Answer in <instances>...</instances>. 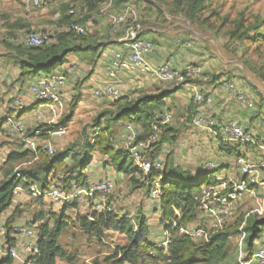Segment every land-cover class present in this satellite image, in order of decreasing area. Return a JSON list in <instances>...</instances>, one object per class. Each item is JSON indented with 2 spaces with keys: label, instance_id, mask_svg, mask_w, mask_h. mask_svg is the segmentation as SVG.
<instances>
[{
  "label": "crops",
  "instance_id": "1",
  "mask_svg": "<svg viewBox=\"0 0 264 264\" xmlns=\"http://www.w3.org/2000/svg\"><path fill=\"white\" fill-rule=\"evenodd\" d=\"M91 2L96 4L94 9L91 7L93 5ZM104 6H108L110 13H116L126 4L120 0H52L45 8L26 12L20 0H0V115L5 114L9 100L17 95L23 96L28 103L27 110L22 115L26 127L31 133L39 131L36 140L38 144L48 142L54 144L61 152L70 151L71 153L64 158L67 166H75L76 161L80 158L79 155L72 153L74 149H81L82 152L86 143H93L97 126L107 125L112 130V141L115 148L119 147L129 126L135 130L138 136H143L146 129L141 123L117 122L112 120V116L122 104L132 102L144 95L162 97V112L169 111L172 114V120L167 126L169 130L177 129L180 126L183 128L184 125L189 129H191L190 127L195 128L191 125L190 119L186 117V112L190 111V105H192L196 92L203 90L214 101L213 104L205 103L198 107L205 114L215 116L222 123L236 120L250 126L255 136H264V105L259 103L260 106L257 109L255 103L253 108H249L244 103L235 101L226 88L227 83L231 81H226L221 76L214 77L211 70L203 69L201 76L190 77L182 85H173L172 83L175 82H161L152 74L144 73L136 68L122 70L116 78L110 80L107 67L117 52L127 53L130 51V40L127 26L116 27L112 24L110 17L101 12ZM72 7L77 8L76 18L81 23L90 26L88 33L78 39L68 36L70 32L67 25L71 20L68 12ZM132 8L130 19H134V21L130 22V30L136 29L140 38L151 40L156 45L155 51L148 57L151 65L158 66L169 61L175 67L182 68L194 61L196 58L194 47L192 46V50L186 52L187 50H184L182 40L179 38V32L172 34L169 31L170 28L164 29L160 27L159 23L147 28L142 24L139 25L137 17L135 19L134 12H132L135 11L137 16L139 14L137 8L135 6L134 10ZM30 30L50 32L52 40L49 45L71 48L70 52L64 56L63 62L54 70V73L64 75L66 78V86L62 91L61 102L58 104L37 103L29 92L28 85L34 83L38 78L21 76L22 61L27 57L25 53H27L28 45L25 39ZM61 35H63L62 40L59 39ZM108 81H112L120 89L121 99L119 101L96 95L95 92L104 88ZM75 97H77V106L73 110L71 103ZM200 129L198 128V130ZM60 130L63 131L62 135L57 133ZM258 146L262 149L258 155L261 157L246 156L240 159V162L253 160L264 171V144ZM27 149L28 147L21 137L8 136L0 132V167H4L12 153H22ZM242 153L248 154V151L243 149ZM92 156L89 165L84 170L85 184L108 179L119 187L120 181L127 175L116 170L109 156L96 150L92 152ZM174 159L176 160V158ZM39 160L40 158L37 156L26 162H15L12 166L14 169L17 167L30 168L39 165ZM75 170L77 171L78 168ZM53 183L51 186H55ZM36 185L40 187L38 184ZM130 187V184L127 183V188L130 189ZM120 195L121 193L116 191L115 187V192L110 194L105 201L96 197L82 198L80 201H76L79 203L77 208L65 210V217L67 218L73 213L77 220L78 214L85 215L91 210L108 209L120 216L126 215L133 218L131 214H127L129 213L127 210H123V207L120 206L122 205ZM41 200L47 201L52 198H37L30 193L14 197L12 205L2 214L0 221L5 224L7 216L10 217L14 214L17 207L28 208L26 205L29 204V201L34 202L35 207L38 205L36 203ZM69 204L71 203L68 201L60 202L58 210L54 209L53 213H58ZM84 206L87 210L81 212V208ZM157 208L159 215L161 214L160 203ZM142 215L146 217L145 224L149 227L151 219L148 211ZM137 216L138 212L135 214V218ZM189 226L196 228L199 224L192 222ZM12 227L18 226L12 225ZM149 229L151 230L150 227ZM34 231L37 239L36 229ZM109 231L124 236L113 230L106 232ZM150 233L153 239V234ZM162 236L161 233L159 239L153 241L158 244ZM12 238L16 241V244H13L18 248L21 256L26 257L22 243L28 238L15 233L12 234ZM119 244L117 243V246ZM17 261L21 262L14 259L13 264H16Z\"/></svg>",
  "mask_w": 264,
  "mask_h": 264
},
{
  "label": "rangeland",
  "instance_id": "2",
  "mask_svg": "<svg viewBox=\"0 0 264 264\" xmlns=\"http://www.w3.org/2000/svg\"><path fill=\"white\" fill-rule=\"evenodd\" d=\"M122 1L126 6L119 8L121 9L119 12L126 15L128 25L131 26L130 22L134 21L130 19V12L135 6L139 14L136 16L135 11H132L133 17L135 19L137 17L139 25L142 24L147 28L159 23L164 29L170 28L172 34L179 32L184 50L189 52L192 46L195 49L196 58L190 62L191 64L211 70L214 77L221 76L226 81H231L227 83V90L228 84L233 83L237 90H242L250 96L251 102L254 105L256 103L257 109L259 103L264 105V0H202L199 3L195 0H120ZM188 42L191 43V47L186 49ZM229 94L233 97L231 92ZM233 99L240 102L234 97ZM191 114L187 111L186 117L190 118ZM190 128L184 125L183 128L180 126L172 129L171 132H166L167 137L164 133L163 138L165 137L167 144L155 159H161L166 163V153H171L172 162L165 172L177 173L181 169L193 179L197 177L202 179L205 175L202 182L207 184L215 177L224 175L238 179L240 159L246 156L261 157L258 155L262 149L258 145L264 144L262 135H254L253 143H242L226 141L220 135L216 136L206 129ZM243 149H246L248 154L242 153ZM74 152L79 153L81 149H74ZM250 162L257 165L253 160ZM211 163L218 169L209 172L207 177ZM258 174L259 180L264 182V171L261 168L258 169ZM127 183L130 184V189L127 188ZM53 184L56 185L55 182ZM115 187L116 191L121 193L120 206L129 212L127 214L135 218L137 212L138 216H142L148 211L151 219L149 225L151 230L147 226L149 236L151 240H158L164 231L160 221L161 214L158 215L157 208L160 200L152 197L151 192L160 189V179L147 181L142 178L136 187H133L129 177L126 176L120 181V186ZM36 204L38 205L34 207V202L29 201L26 205L28 208L17 207L18 212H14L11 226L34 229L35 225H39V222L34 223L35 219L39 221L41 217L42 221L46 222L49 213H53L54 209L58 210L60 201L41 200ZM76 204L78 206L79 203ZM86 210V206L81 208V212ZM197 215L194 223L203 226L206 218L201 212ZM8 218L9 216L6 219ZM144 218L146 220V217ZM65 219L68 221V227L61 234L60 243L72 259L60 260L58 264H104V258L114 252L117 243L123 245L127 242L126 237L111 231L105 232L103 237L86 235L81 231L73 213ZM261 220H264V184L259 188L256 197H245L240 202L229 221L226 229L228 239L224 248L227 255L211 260L197 259L196 264H242L251 257L252 253L257 254L260 248L264 247V233H261L250 245L248 228L252 227L255 221ZM150 232L153 234V239ZM13 243L16 244V241L14 240ZM16 264L22 263L17 261ZM143 264H153V262L148 260Z\"/></svg>",
  "mask_w": 264,
  "mask_h": 264
},
{
  "label": "trees",
  "instance_id": "3",
  "mask_svg": "<svg viewBox=\"0 0 264 264\" xmlns=\"http://www.w3.org/2000/svg\"><path fill=\"white\" fill-rule=\"evenodd\" d=\"M201 1L195 0L196 3ZM91 3L93 4L91 6L93 7L92 9H94L96 4ZM69 16L71 17L70 21L80 22L76 17ZM68 36L78 39L85 35L70 32ZM62 38L63 35L59 37L60 40ZM70 50V47L58 45L39 47L28 45L27 53H25L27 57L22 61L21 76L39 78L52 74L56 67L63 62L64 56ZM172 84L175 85L176 83ZM120 99L121 97L115 101H119ZM162 104L163 99L161 96L144 95L132 102L122 104L113 114L112 120L117 122H139L146 129L144 134L146 135L152 127L156 113L162 112ZM203 104L205 103L200 105ZM200 105L193 99L189 112L193 114ZM76 106L77 97L71 103V108L74 110ZM26 110L21 113V116ZM192 114L189 118L190 123ZM167 126L168 124L162 126L161 140L158 141L155 152L150 156L152 160H157L155 159L157 154L163 150L164 144H167L165 137L163 138L164 133V136H167V131L171 132L174 129L171 128L169 130ZM0 132L3 131L0 130ZM112 137V130L107 125L104 127L97 126L93 143H86L82 152H73L74 155L76 154L80 157L76 161L77 164L75 166H67L64 161L65 156L69 155L70 152H58L55 156H48L40 149L36 151L27 149V151L22 153H12L5 162L4 167H1L0 217L12 205L14 191L20 185L26 186L29 183H36L41 189H45L55 182L56 186L65 191L69 190L73 184L85 185L86 177L84 170L93 157L92 152L96 150L103 155L109 156L116 170L126 174L132 182L133 187H136V184L142 178H145L147 181H153L156 178L160 179V221L164 225L163 230L168 229L171 233L169 246L167 250H164L151 240L143 215H139L133 219L126 215L120 216L113 210L108 209L102 211L91 210V212L85 215L79 214L77 222L80 229L89 236L103 237L107 230H113L126 237L127 242L123 245H118L112 254L107 255L104 258V264H143L148 260H151L153 264H196L197 259L211 260L225 257L227 255V252L224 250L228 239L227 228L216 233L210 242L198 243L193 241L190 236L180 233L177 228H173L172 222H169L171 218L178 220L179 226H189L192 222H195L198 217L197 213L200 211L197 209L194 196L200 191L202 186L214 184L215 182L203 184L202 181L206 177L205 175H203L202 179H198V177L193 179L181 169L177 173L165 172L167 166L169 167L172 162L171 153L167 154L166 163L160 159L164 164L162 171H152L146 174L147 176H143L145 175L144 172L133 164L122 146L115 148ZM37 156L40 158V164L37 166L30 168L17 167L15 169L12 166L15 162H26L30 158ZM77 168L78 170L76 171L75 169ZM16 172L21 175V178L16 175ZM59 175H62V177H59ZM136 177L140 178L137 179ZM67 208H77L76 202L67 205L58 213H50L46 222L42 221L43 218L41 217L39 221L35 219V224L39 222V225H35L36 227L34 228L37 233L36 244L38 252L29 256V259L33 260L35 264H58L60 260L72 259L60 243V236L68 227V221L65 219V210ZM177 212H179L180 216ZM13 218L14 214L5 222L6 240L8 243H12V245H14V239L12 238L14 227L11 226ZM135 229H137V232H135ZM248 232L251 237L250 245H252V242L261 233H264V220L255 221L253 226L248 228ZM13 262L14 259L11 256H0V264H13Z\"/></svg>",
  "mask_w": 264,
  "mask_h": 264
},
{
  "label": "built area",
  "instance_id": "4",
  "mask_svg": "<svg viewBox=\"0 0 264 264\" xmlns=\"http://www.w3.org/2000/svg\"><path fill=\"white\" fill-rule=\"evenodd\" d=\"M52 0H20L24 10L30 12L33 9L45 8ZM103 14L110 17L111 23L116 27L127 26L128 38L130 40V51L127 53L117 52L108 65V76L112 80L125 69H139L144 73L152 74L161 82H175L177 85L186 83L187 77H198L203 73L201 66L188 63L182 68L175 67L169 61L163 62L158 66H153L148 60V57L155 51V44L151 40H145L139 37V32L127 24L126 15L123 12H112L108 10V6L101 9ZM69 15L76 17L77 8L72 7L69 10ZM89 27L78 21H70L67 25L69 32L78 35H86ZM52 40V33L30 30L26 35L25 42L29 46H45L49 45ZM191 43H187L189 49ZM66 86V78L64 75L52 73L39 77L34 83L28 85V90L37 102L41 104H58L61 102L62 91ZM228 91L233 94V97L238 101L245 103L249 108L253 107L250 96L242 90H237L233 83L228 84ZM96 95L104 96L112 100H118L121 97L120 89L112 82L108 81L104 88L97 90ZM194 100L197 104L208 103L213 104L214 101L204 92L198 91L194 95ZM28 107L23 96L17 95L9 100L7 110L4 115H0V130L8 136H19L22 138L28 149L36 151L40 149L48 156L58 154V148L52 144L45 142L37 143V135L39 131L31 133L22 120L21 113ZM172 120V114L169 111L158 112L154 117L150 131L138 137L135 130L129 126L126 136H124L121 146L123 150L131 158L133 164L140 168L145 174L152 171H162L164 168L163 162L160 160H152L151 154L155 152L156 145L161 137L162 126L167 125ZM191 123L197 128H203L216 136L223 137L226 141H237L242 143H253V129L236 120L227 122H219L215 116L207 115L200 108H197L192 117ZM59 135L63 134L60 130ZM258 165L248 161H241L240 177L234 179L231 176L215 177L214 184L204 185L200 191L195 194L194 200L197 209L204 215L205 224L191 228L190 226H179L178 220L171 218L173 228H177L182 234H186L195 242H210L212 237L221 230H225L229 221L235 214L238 205L245 197L254 198L259 193V188L264 184L259 180ZM218 168L211 163L209 172L215 171ZM16 175L21 178V175L16 172ZM2 170L0 167V178ZM62 177V175H59ZM115 191V184L111 180H102L93 182L88 185L73 184L67 191L62 190L58 186H51L41 189L34 183L28 185H20L14 191V197L23 196L30 193L34 197H50L54 201H68L74 203L82 198H99L105 201L106 198ZM152 197L160 199V189L151 192ZM180 216L179 212H177ZM168 222V223H169ZM5 224L0 221V256H11L13 259L20 260L22 264H35L29 259L30 255L38 252L35 231L33 228L15 227L14 232L18 235H24L28 238L22 243L26 257L21 256L20 251L12 243L6 240ZM137 232V229H135ZM171 233L168 229L163 231L162 239L158 246L167 250L170 242ZM242 264H264V247L260 248L257 254H251L248 260Z\"/></svg>",
  "mask_w": 264,
  "mask_h": 264
},
{
  "label": "water",
  "instance_id": "5",
  "mask_svg": "<svg viewBox=\"0 0 264 264\" xmlns=\"http://www.w3.org/2000/svg\"><path fill=\"white\" fill-rule=\"evenodd\" d=\"M51 62H53V61H51Z\"/></svg>",
  "mask_w": 264,
  "mask_h": 264
}]
</instances>
